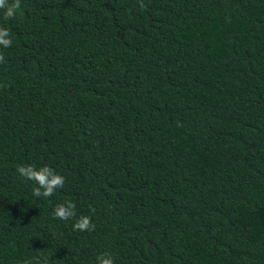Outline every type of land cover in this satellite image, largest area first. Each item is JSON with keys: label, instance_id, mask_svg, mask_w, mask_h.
<instances>
[{"label": "trees", "instance_id": "obj_1", "mask_svg": "<svg viewBox=\"0 0 264 264\" xmlns=\"http://www.w3.org/2000/svg\"><path fill=\"white\" fill-rule=\"evenodd\" d=\"M143 3L0 13V264H264V0Z\"/></svg>", "mask_w": 264, "mask_h": 264}, {"label": "clouds", "instance_id": "obj_2", "mask_svg": "<svg viewBox=\"0 0 264 264\" xmlns=\"http://www.w3.org/2000/svg\"><path fill=\"white\" fill-rule=\"evenodd\" d=\"M139 6L141 8L145 7L143 0H139ZM0 13H2L5 21L15 18L18 14L22 16L21 0H0ZM11 44L9 29L0 26V46L7 48ZM2 62H4V56L0 55V63ZM16 171L20 177L33 181L37 185L32 188L35 197H51L58 188L64 186L65 178L47 165L41 166L39 169L32 165H20ZM89 210L93 214L95 213L94 208ZM52 216L54 219L59 220L75 218L72 228L77 231H91L95 228L90 216L81 215L78 218L76 217V205L71 200L57 204L53 209ZM19 264H51V260L46 256H33L20 261ZM95 264H114V260L110 255L101 253L96 257Z\"/></svg>", "mask_w": 264, "mask_h": 264}]
</instances>
